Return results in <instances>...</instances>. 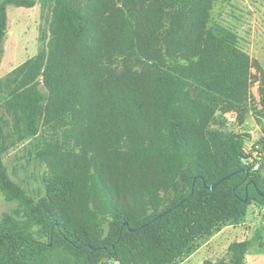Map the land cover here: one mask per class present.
<instances>
[{"label":"trees","instance_id":"trees-1","mask_svg":"<svg viewBox=\"0 0 264 264\" xmlns=\"http://www.w3.org/2000/svg\"><path fill=\"white\" fill-rule=\"evenodd\" d=\"M38 4L54 17L49 43L0 79V189L27 219L1 226L0 264H175L252 203L264 209L246 135L212 129L219 113L245 120L253 67L264 122V72L236 34L208 26L210 0H0V66L8 7ZM39 136L50 178L36 202L3 157ZM254 243L233 242L230 264H246Z\"/></svg>","mask_w":264,"mask_h":264},{"label":"rangeland","instance_id":"rangeland-1","mask_svg":"<svg viewBox=\"0 0 264 264\" xmlns=\"http://www.w3.org/2000/svg\"><path fill=\"white\" fill-rule=\"evenodd\" d=\"M116 1L121 7L122 0ZM210 2L208 26H222L236 34L240 49L256 60L264 72V0H210ZM8 12L10 20L5 54L0 66V79L38 55L47 46L54 23L52 10L50 8L43 10L40 4L32 9L10 6ZM133 14V22H136L137 17L144 16V12L138 7ZM252 74L249 110L245 120H239L235 112L223 116L219 113L212 124V129L246 135L245 143L258 139L264 149V122L260 121L258 115V110L261 109L260 82L256 79L260 74L255 67L252 68ZM41 91L45 93L43 87ZM0 115L10 120L1 106ZM58 135V139L63 143L62 130L58 131ZM42 136L47 137V134ZM42 142L43 139L39 136L37 140L18 143L3 157L7 177L36 202L46 197V180L50 178L49 164L40 158ZM65 149L69 151L67 147ZM259 171L264 174V162ZM263 216L264 209L252 203L241 223L216 226L211 236L198 238L175 264H230L229 246L233 242L246 240L255 241L247 254L246 264H264ZM7 217H11L15 224L8 223ZM26 220L19 202L7 200L0 189V229L5 224L8 228L11 226L22 228ZM31 232L36 239L44 242L48 239L40 227H33ZM99 264L118 263L104 258Z\"/></svg>","mask_w":264,"mask_h":264},{"label":"built area","instance_id":"built-area-1","mask_svg":"<svg viewBox=\"0 0 264 264\" xmlns=\"http://www.w3.org/2000/svg\"><path fill=\"white\" fill-rule=\"evenodd\" d=\"M253 139V138H251ZM260 140H250L245 143L244 152V164L251 171H259L262 163L264 162V152Z\"/></svg>","mask_w":264,"mask_h":264},{"label":"water","instance_id":"water-1","mask_svg":"<svg viewBox=\"0 0 264 264\" xmlns=\"http://www.w3.org/2000/svg\"><path fill=\"white\" fill-rule=\"evenodd\" d=\"M248 173H249V170H247V174H248ZM233 175H234V174L228 175V176H226L225 178H223L222 180H220V181L214 183L212 186L207 187V188H208L209 190L213 191V190L216 189V187H217L218 185H220L222 182L226 181L227 179H229V178L232 177ZM258 192H259V191H258ZM259 194L262 195V193H260V192H259ZM248 196H249V195H248V192H246V197H245V199H244L245 202L248 200Z\"/></svg>","mask_w":264,"mask_h":264},{"label":"crops","instance_id":"crops-1","mask_svg":"<svg viewBox=\"0 0 264 264\" xmlns=\"http://www.w3.org/2000/svg\"><path fill=\"white\" fill-rule=\"evenodd\" d=\"M10 7V6H9ZM9 7H8V10H9ZM8 17H9V12H8ZM9 20H10V18H9Z\"/></svg>","mask_w":264,"mask_h":264}]
</instances>
